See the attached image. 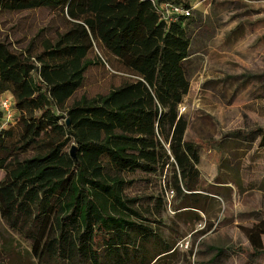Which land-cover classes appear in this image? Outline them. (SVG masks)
<instances>
[{"label":"trees","instance_id":"trees-1","mask_svg":"<svg viewBox=\"0 0 264 264\" xmlns=\"http://www.w3.org/2000/svg\"><path fill=\"white\" fill-rule=\"evenodd\" d=\"M168 2L192 10L187 0H0V10L48 7L67 21L38 52L0 39V97L10 91L17 109L0 128V172L10 176L0 185V264L20 239L38 264H154L173 253L156 211L126 193L132 173L163 177L184 197L178 209L205 212L208 194L224 195L226 186L201 185V147L186 137L179 107L190 90L192 15L167 20L160 6ZM96 44L130 78L69 104L95 63ZM244 230L264 251V219Z\"/></svg>","mask_w":264,"mask_h":264},{"label":"rangeland","instance_id":"rangeland-1","mask_svg":"<svg viewBox=\"0 0 264 264\" xmlns=\"http://www.w3.org/2000/svg\"><path fill=\"white\" fill-rule=\"evenodd\" d=\"M199 1L191 13L201 23L193 37L189 66L192 86L179 108L191 117L188 135H197L194 138L200 142L203 154L212 158L203 167V174L213 181L216 165L219 169L225 155L223 177L237 184L232 187V195L224 189L226 196L208 194L213 200H207L205 212L178 209L184 197L170 190L163 177L155 175L141 178L140 173L129 174L136 181L126 193L145 197L142 204L156 211L161 221L157 223L158 231L175 245L173 253L154 264H264V251L253 248L244 230L264 219V145L260 143L264 133V0ZM66 25L64 15L48 7L0 10V39L16 50L31 46L38 52ZM219 25L225 34L217 29ZM235 26L242 29L240 37L227 39L228 31ZM90 58L95 63L86 70L83 85L69 104L82 95L105 94L130 78L125 65L98 44ZM4 98L11 99L14 112L9 117L0 110V128L9 127L17 115L14 95L6 91L0 101ZM236 131L239 136L232 135ZM9 180V174L1 171L0 185ZM158 197L163 199L160 215ZM1 227L18 241L19 237L2 223ZM262 237L264 243V234ZM20 241L13 256L2 263L38 264L26 253L28 243Z\"/></svg>","mask_w":264,"mask_h":264},{"label":"crops","instance_id":"crops-1","mask_svg":"<svg viewBox=\"0 0 264 264\" xmlns=\"http://www.w3.org/2000/svg\"><path fill=\"white\" fill-rule=\"evenodd\" d=\"M187 1L192 6V12L194 11V8L197 7V5L200 3L199 0H187ZM200 26H201V23L199 22V19L195 15L190 16L187 19V21H186L187 30H188L189 34L191 35V46H190L191 51H190V55H189L188 62H187L189 74H190L189 66H190V63H191L192 57H193V53H192V46H193V39H194L193 37H194V33H195L196 29L200 28ZM219 28H220V25L218 26L217 29H219ZM220 29H221L220 33L221 34H225L224 31L222 30V28H220ZM241 32H242V29H240L239 26H235V27L231 28L230 31H228L227 39L234 38L235 36L240 37ZM191 86H192V79H191V76H190V89H191ZM189 92H190V90H189ZM189 92H188V94H189ZM188 94L186 96H188ZM186 96L184 98L185 100H186ZM183 103L184 102H182V104ZM198 104H200V101H199ZM184 114H185L186 118L188 119V122L189 121L191 122L190 115L188 116L187 113H184ZM190 122H189V126L187 128V131H186V137L188 139L193 140V141H195V142H197L199 144L200 142L195 140V138H194V137H197V135L193 136V137H190L188 135L189 131H190V128H191L190 127V125H191ZM200 155H201V161L199 163V168H200L201 174H202L201 175V185L203 187H207L209 184L223 185V186L227 187V188L223 187L222 189H220V191L224 194V196H225V192H223V189L226 190V193L229 192L232 195V189L234 188V184H237V181L234 180V179H231V178H224L223 177V175L226 174V170L224 168H222L224 166L222 164L224 162V159H227V157L225 155L222 156L219 169H218V166H217L218 164L216 165V174H215L216 177L214 178L213 181H211V180H209V178L206 175L203 174L204 172H203L202 169L206 165L207 162L212 161V158L206 157L203 154L202 150H200ZM246 156H247V154H245V157H242L243 161L246 160V158H247ZM213 159H215V158H213ZM216 162H217V160H216ZM227 166H229V165H227ZM217 177H218V179H217ZM234 191L233 192L236 193V189H234Z\"/></svg>","mask_w":264,"mask_h":264},{"label":"built area","instance_id":"built-area-1","mask_svg":"<svg viewBox=\"0 0 264 264\" xmlns=\"http://www.w3.org/2000/svg\"><path fill=\"white\" fill-rule=\"evenodd\" d=\"M160 8L162 10L163 16L167 20H175L177 18V14L191 15V13H192V10L187 9L182 5L169 3V2L161 4ZM0 110L5 111L9 117H13L14 111L12 110L11 99H8V98L2 99L0 101Z\"/></svg>","mask_w":264,"mask_h":264},{"label":"water","instance_id":"water-1","mask_svg":"<svg viewBox=\"0 0 264 264\" xmlns=\"http://www.w3.org/2000/svg\"><path fill=\"white\" fill-rule=\"evenodd\" d=\"M72 154L74 155V148L72 149Z\"/></svg>","mask_w":264,"mask_h":264}]
</instances>
